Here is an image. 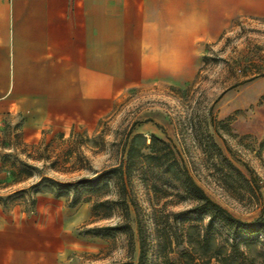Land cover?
<instances>
[{"label": "rangeland", "instance_id": "rangeland-1", "mask_svg": "<svg viewBox=\"0 0 264 264\" xmlns=\"http://www.w3.org/2000/svg\"><path fill=\"white\" fill-rule=\"evenodd\" d=\"M229 2L228 10L217 12L213 38L196 41L193 70L182 81L161 77L142 83L97 121L46 129L39 137L23 136L19 120L5 122L0 129V172L6 175L0 182V218H10L22 233L25 252L32 255L24 264L138 263L140 242L128 197L131 240L108 229L123 221L114 178L78 185L76 192L57 185L117 167L125 159L126 139L134 134L147 140L155 135L174 146L194 181L234 217H264V0ZM212 119L219 122V135ZM207 133L258 189L251 185L249 190L235 174L214 167L199 142ZM162 178L159 184L165 183ZM162 190L154 195L139 179L133 184L131 196L140 214L148 218L153 209L159 211L158 225L146 219L143 264L205 263L196 260V232L204 230L207 217L187 212L193 204L177 198L172 187ZM162 236L170 237L171 245L165 246ZM239 240L244 264H264V237Z\"/></svg>", "mask_w": 264, "mask_h": 264}, {"label": "crops", "instance_id": "crops-1", "mask_svg": "<svg viewBox=\"0 0 264 264\" xmlns=\"http://www.w3.org/2000/svg\"><path fill=\"white\" fill-rule=\"evenodd\" d=\"M229 3L0 0V129L19 120L20 133L33 138L88 125L142 83L182 81L193 70L196 41L213 38L217 12ZM23 239L10 218H0V264L32 259Z\"/></svg>", "mask_w": 264, "mask_h": 264}, {"label": "trees", "instance_id": "trees-1", "mask_svg": "<svg viewBox=\"0 0 264 264\" xmlns=\"http://www.w3.org/2000/svg\"><path fill=\"white\" fill-rule=\"evenodd\" d=\"M211 121L215 133L219 135L217 127L219 122L214 119ZM129 137L125 142V159L117 167L103 170L91 178L75 184L57 185L59 187L72 188L76 192L78 185H93L104 179L114 178L117 182L119 196L122 198L120 202L124 205L122 208L123 221L119 225L108 229L124 234L129 241L131 240L132 230L129 225L128 206L125 204L124 199V197H128L131 206L134 208L140 242V255L137 264H143L146 258V219L153 225H158L159 217L157 213L159 211L153 209L152 216L148 215V218L140 214L138 204L131 196L133 184L136 179H139L146 184L148 189L154 192V195L161 194L164 187H172L177 198L193 204L187 212L195 213L199 217L206 216L208 219L204 230L196 232V260L205 261L203 264H208L212 260L217 264H244L246 258L240 252L241 240L239 239L253 235L264 237V217L259 216L252 221H242L213 201L194 181L175 147L163 139L151 135L150 139L147 140L141 134H134L130 140ZM200 139L199 142L203 145L201 148L202 152L212 158L215 168L230 171L235 174L242 184L252 190V184L250 185V182L223 155L211 134L207 133ZM69 154H72V151ZM23 166L25 168L31 167L26 164H23ZM22 173L24 172L20 171V174ZM162 177H164L165 183L166 181L171 182V186L165 183L159 184L157 180H163ZM252 186L258 189L256 183ZM221 231L225 234V239H222ZM229 239L231 242H229ZM162 241L165 246L172 243L171 238L166 236H162Z\"/></svg>", "mask_w": 264, "mask_h": 264}]
</instances>
